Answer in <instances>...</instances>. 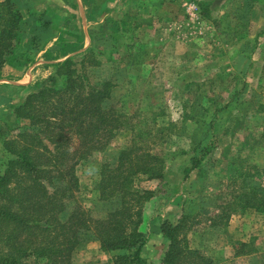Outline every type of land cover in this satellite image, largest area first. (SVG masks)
<instances>
[{
    "label": "rangeland",
    "instance_id": "1",
    "mask_svg": "<svg viewBox=\"0 0 264 264\" xmlns=\"http://www.w3.org/2000/svg\"><path fill=\"white\" fill-rule=\"evenodd\" d=\"M85 1L94 47L71 58L72 67L92 86L111 84L103 104L115 107L123 121L103 134L99 148L68 162L77 161V184H66L67 212H83L89 225V216H106L116 203L99 199L101 166L137 141L165 166L162 179L135 178V187L152 192L140 225L147 237L150 230L162 234L164 220L178 221L166 217L171 207L190 208L177 236L184 253L196 251L181 264H264V212L233 197L242 186L247 193L264 188V0ZM81 22L75 21L80 29ZM65 81L58 77L47 85L61 88ZM236 86V103L218 110L213 101L225 104ZM8 113L0 118L1 131L15 135L26 122ZM193 140L213 146L186 173L197 153ZM1 144L0 173L10 156ZM82 146L74 135L71 150ZM80 236L59 264H112L113 253L98 239Z\"/></svg>",
    "mask_w": 264,
    "mask_h": 264
},
{
    "label": "trees",
    "instance_id": "2",
    "mask_svg": "<svg viewBox=\"0 0 264 264\" xmlns=\"http://www.w3.org/2000/svg\"><path fill=\"white\" fill-rule=\"evenodd\" d=\"M54 28L52 19L34 10L29 0H0V72L7 62L29 61V51L42 48ZM58 45V51L63 53L70 47L63 38ZM73 64L72 59L58 64L57 74L66 78L61 88L43 86L13 107L16 117L26 122L16 127L15 135L8 130L5 135L0 124L1 145L10 153L0 173V264H34L39 259L59 264L62 261L58 260L66 259L76 248L81 232L89 233L100 241L103 250L113 253L112 264H147L142 255L147 233L140 225L144 202L152 192L135 187V178L145 175L147 179H162L165 166L161 157L142 150L137 141L121 149L116 161L101 166L99 199H115L116 203L106 216L96 219L89 216V225L83 212L72 209L67 212L66 184H77L73 171L77 161L73 165L68 162L80 160L99 148L97 144L103 134H111L123 121L115 107L103 104L111 96V84L104 81L102 87L90 85ZM55 80L54 76L50 79L51 83ZM237 89L238 86L224 100L225 104L220 105L223 98L213 101L216 108L223 111L227 105L236 103ZM213 113L214 118L218 116L216 110ZM209 125L213 127L214 122ZM74 135L83 146L72 151ZM211 142L202 144V140H193L192 148L200 156L192 155L186 173L200 165L213 146ZM245 188L240 187L233 195L236 202L243 199L246 208L263 213L264 188H253L249 193ZM190 213V208L184 209L176 223L166 220L161 223L160 232L169 241L159 264L186 263L182 258L196 251L184 253L177 236Z\"/></svg>",
    "mask_w": 264,
    "mask_h": 264
},
{
    "label": "crops",
    "instance_id": "3",
    "mask_svg": "<svg viewBox=\"0 0 264 264\" xmlns=\"http://www.w3.org/2000/svg\"><path fill=\"white\" fill-rule=\"evenodd\" d=\"M97 1L104 5L108 2V0ZM29 2L34 10L50 17L55 28L52 31L53 35L46 38L47 41L42 48L29 51V61L18 64L7 62L3 66L0 72V118L8 116L9 110H13V107L21 103L29 93L46 86L52 76L58 79L56 70L59 63L66 59H73L75 55L87 52L94 47L91 39L92 31L87 29L89 19L85 12L87 10L85 0H29ZM77 20L82 21V29L75 23ZM60 37L70 44L64 53L61 50L58 51ZM169 211L173 215L167 213L168 220L172 216L177 221L183 214V210L177 206L171 207ZM148 234L147 242L142 248V255L148 262L159 264L165 252V237L163 233L151 230Z\"/></svg>",
    "mask_w": 264,
    "mask_h": 264
}]
</instances>
